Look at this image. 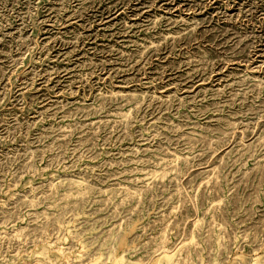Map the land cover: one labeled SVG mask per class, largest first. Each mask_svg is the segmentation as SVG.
<instances>
[{
	"label": "rangeland",
	"instance_id": "374dc122",
	"mask_svg": "<svg viewBox=\"0 0 264 264\" xmlns=\"http://www.w3.org/2000/svg\"><path fill=\"white\" fill-rule=\"evenodd\" d=\"M0 264H264V0H0Z\"/></svg>",
	"mask_w": 264,
	"mask_h": 264
}]
</instances>
